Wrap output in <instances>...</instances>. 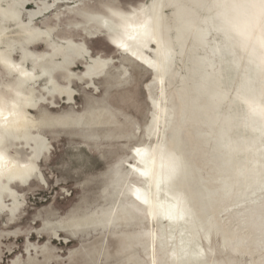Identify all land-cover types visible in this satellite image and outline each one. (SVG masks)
Segmentation results:
<instances>
[{
	"label": "rangeland",
	"instance_id": "obj_1",
	"mask_svg": "<svg viewBox=\"0 0 264 264\" xmlns=\"http://www.w3.org/2000/svg\"><path fill=\"white\" fill-rule=\"evenodd\" d=\"M151 2L0 0V264H175L182 231L206 255L178 250L183 264H264V3L242 0L245 23L229 26L234 0H161L162 88L138 58L155 45ZM100 106L111 124L90 121ZM153 155L176 165L175 239L126 182L149 190Z\"/></svg>",
	"mask_w": 264,
	"mask_h": 264
},
{
	"label": "bare ground",
	"instance_id": "obj_2",
	"mask_svg": "<svg viewBox=\"0 0 264 264\" xmlns=\"http://www.w3.org/2000/svg\"><path fill=\"white\" fill-rule=\"evenodd\" d=\"M150 5V12H149V20L152 30V40L155 45H152L153 48H151L148 45L142 46L138 52V58L143 59V61H146L149 68L154 70L157 75H159L160 84L162 85V88L165 87L166 84V75L169 70V62L171 59V55L166 49L164 43L160 40V8L162 6L161 0H153ZM106 29L110 30L112 33H118L117 27L114 25L113 22L107 21L106 22ZM110 32V33H111ZM149 52L154 53V57H150ZM26 79L30 82H36L37 74L35 72H32L30 70H26L25 72ZM162 107L160 110L159 115L157 116V125H156V135H157V141L159 146L158 149H163V143L165 139V131L167 128V125L169 123V119L172 116V112L166 107L164 102H161ZM10 124H8L5 127V130L9 132V129L12 126H18L19 124H13L12 120H10ZM37 125L35 123H32L29 125V127H35ZM4 131V129H3ZM157 149V148H156ZM157 149V150H158ZM144 169L141 171L144 173L143 176L148 178L149 183V190L148 187L143 185L144 182L135 183L130 176L127 178L126 182L130 185L132 192H136L137 196L139 197L140 201L138 204L139 212L140 214L146 218L147 220L151 222H156L159 218H162L169 224V231H171V236L174 238V230L175 225L183 221L182 227L184 228L185 219L184 217H181L180 212V201L179 199L175 198L171 191H170V185L169 181L170 179L176 174V165L175 163L167 160V161H160L158 158V155H153L148 160V163L146 165H143ZM138 169V168H137ZM140 170V169H139ZM137 173V171H136ZM5 183V181H4ZM3 183V184H4ZM164 186V190L168 194L170 198L167 200H163L162 197H160L162 190L161 187ZM151 192V193H150ZM183 219V220H182ZM161 221V220H160ZM163 226V225H162ZM151 228V227H150ZM184 230V229H182ZM163 231V230H162ZM148 233V232H147ZM161 233V232H160ZM167 233V231H166ZM168 236L169 233H167ZM188 233L182 231L180 240L176 242V263L183 264L179 261L178 256V250H186L189 246L190 251L193 252L195 255H200L201 257L195 256L192 262H201L204 259V254H201L200 249L201 244L199 242H196L194 240H190V236H187ZM190 234V233H189ZM151 235V234H150ZM152 240L155 242L158 239L157 235H151ZM175 239V238H174ZM193 244L198 246V249L195 250ZM180 246V247H178ZM189 249V248H188ZM188 251V250H187ZM189 252V251H188ZM181 253V252H180ZM207 254V253H206ZM213 254V252H212ZM206 256V255H205ZM191 262V263H192ZM153 264H158V260L156 256L152 258Z\"/></svg>",
	"mask_w": 264,
	"mask_h": 264
},
{
	"label": "clouds",
	"instance_id": "obj_3",
	"mask_svg": "<svg viewBox=\"0 0 264 264\" xmlns=\"http://www.w3.org/2000/svg\"><path fill=\"white\" fill-rule=\"evenodd\" d=\"M262 3H264V0H262ZM224 8V14L226 17V23L229 26H237V25H243L245 23V9L246 5L242 2V0H234L233 3L230 4H224L222 6ZM228 17H231L232 19H228Z\"/></svg>",
	"mask_w": 264,
	"mask_h": 264
},
{
	"label": "crops",
	"instance_id": "obj_4",
	"mask_svg": "<svg viewBox=\"0 0 264 264\" xmlns=\"http://www.w3.org/2000/svg\"><path fill=\"white\" fill-rule=\"evenodd\" d=\"M91 119L90 121L93 122L94 124H101V126H106L112 123V120L114 118L112 114V109L109 106H100L96 107L93 110H91ZM78 118L76 117L74 120H72L74 123ZM117 170V169H116Z\"/></svg>",
	"mask_w": 264,
	"mask_h": 264
},
{
	"label": "snow or ice",
	"instance_id": "obj_5",
	"mask_svg": "<svg viewBox=\"0 0 264 264\" xmlns=\"http://www.w3.org/2000/svg\"><path fill=\"white\" fill-rule=\"evenodd\" d=\"M0 116H3V113H0ZM135 155H136L141 161H143V160L145 159V157H146L147 154H146V152H144L143 150L137 148V149L135 150ZM2 159H3V157L0 156V160H2ZM141 174H144V173L141 172Z\"/></svg>",
	"mask_w": 264,
	"mask_h": 264
}]
</instances>
